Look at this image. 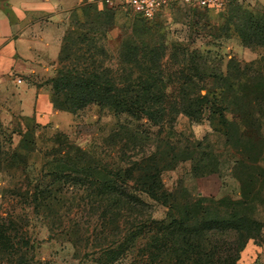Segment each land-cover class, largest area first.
<instances>
[{
  "label": "rangeland",
  "instance_id": "374dc122",
  "mask_svg": "<svg viewBox=\"0 0 264 264\" xmlns=\"http://www.w3.org/2000/svg\"><path fill=\"white\" fill-rule=\"evenodd\" d=\"M9 1L0 0V4ZM96 1L84 0L93 3L92 7L76 12L71 8L59 15L58 21L64 27L60 46L64 60H57L58 70L94 60L101 64L102 76L118 78L129 74L122 60H163L161 74L174 81L194 75V80L217 83L221 74L224 78L230 75L229 81L240 86L252 75V93L264 79V46L244 41L233 29V24L242 19L237 7L264 12V0H230L221 8L178 7L171 14L161 13L149 21L141 20L125 7L101 9ZM238 67L243 70L240 81L232 78L238 76ZM78 69L85 72L83 67ZM152 73L160 74L158 70ZM131 74L138 76L135 69ZM198 86V90L186 84L184 88L169 86L163 98L172 109L168 111L167 106L153 121L126 112L116 115L109 107L87 104L74 111L63 110L67 119L59 127L33 129L26 117L0 110V151L8 162L0 163V215L14 225L13 230L6 229L7 235H0V264H101L102 245L119 249L136 217L139 221L148 217L159 221L169 214V207L141 194L145 205L120 220L121 228L114 230L113 238L109 231L96 229L102 224L98 210L73 208V195L83 189L69 180L54 186L61 191L54 204L57 214H43L31 196L33 185L37 177L49 171L46 163L54 157L65 158L57 152L70 146L85 151L84 160H97L107 169L128 170L139 163L152 165L153 160L161 168L164 188L170 192L183 188L204 199H239L241 184L237 176L244 174L239 160L246 159L249 171L255 174L260 170L254 160L264 168V105L260 107L261 115L257 113L259 107L252 106L253 116L246 120V126L237 120L239 127L231 124L226 130L212 112L200 119H189L179 112L181 95L191 101L206 93L201 83ZM226 100L222 111L227 118L250 105L248 100L243 103L232 96ZM32 131L36 132L33 137ZM41 184H46V178ZM130 184L131 189L136 186ZM259 196H264V185ZM255 207L249 218L261 223V227L258 240H249L241 252L243 264H264V205L257 202ZM73 220L77 226L71 239L64 228ZM97 233L102 236L95 241ZM225 236L229 239L233 234L226 231V239ZM112 239L114 244L110 243ZM119 253L113 264H137L141 259L140 248L129 244L120 247Z\"/></svg>",
  "mask_w": 264,
  "mask_h": 264
},
{
  "label": "trees",
  "instance_id": "16d2710c",
  "mask_svg": "<svg viewBox=\"0 0 264 264\" xmlns=\"http://www.w3.org/2000/svg\"><path fill=\"white\" fill-rule=\"evenodd\" d=\"M83 1L81 0V3L72 10L76 12L92 7L93 3ZM96 2L97 7L101 9H111L101 4L99 0ZM237 10L242 14V19L233 24L235 33L242 36L244 41L264 46V12L247 11L239 7ZM98 13L102 14L99 11ZM99 17L100 15H97V18ZM138 17L143 21H149L139 15ZM61 52L58 60H64L61 58ZM122 61L128 65L129 74H122V77L118 78L102 76V72L99 71L101 64H95L94 60L87 65L83 63V66L73 64L74 66L65 71L56 69L55 75L50 80L53 107L60 111H74L87 104H96L109 107L116 115L126 112L153 121L168 107V111L172 109V106H169L170 102L163 98L169 86L184 88L186 84L192 90H198V85L201 83L206 90L204 95L191 101L185 95L180 97L179 112L189 119H200L206 112H212L228 130L231 124L239 127L240 123L238 124L237 120H241L242 126H246V120L252 119L254 104L259 107L257 111L260 112L256 111L257 113L261 115L263 111L260 108L264 105L263 77L251 93L249 81L253 78L252 75L247 78L244 85L240 86L229 81L230 75L224 78L221 74L217 83L205 79L194 80V75L193 78L174 81L161 74L163 60ZM79 67H83L85 72L80 71ZM134 69L138 73L137 77L131 74ZM154 70H158L160 74H153ZM236 73L237 77H231L240 81L243 70L238 67ZM212 90L215 91L214 97L211 96ZM228 96L243 103L248 100L250 105L246 104V107L237 111L235 116L227 118L222 109L227 103ZM27 119L33 123V129L44 128L33 122L31 118ZM35 133L32 131V135L27 134L33 137ZM225 135L228 136L227 132ZM258 135L261 139L262 136ZM83 153L85 154V151L77 146L58 151L57 154L65 158L54 157L51 162L46 163L50 169L36 178L31 196L43 214L49 216L57 214L54 204L58 201L57 197L61 191H56L57 188L54 186L69 180L73 186L83 189L73 195V208L82 206L98 210L97 217L102 224L100 223L96 229L100 228L103 230L102 233L109 231L108 234L113 238H116L114 230L121 228L120 220L145 205L140 197L141 194L169 207L170 212L165 219L156 221L148 217L147 220L139 221L135 216L136 222H132L128 228L127 237L120 247L123 249L129 244L140 248L141 259L137 264L139 262L140 264H243L240 262V255L245 245L251 239L258 240L257 234L261 223L249 218V213H255V203L260 202L264 205V196H259L264 185V168L258 166L257 160L253 162L260 170L256 174L249 171L251 166L246 165V159L242 158L238 162V165L244 169L243 176H237L241 184L239 199L233 200L229 197L204 199L201 196H192L183 188H179L176 193L167 191L160 178L161 168L159 169L158 164L153 160H151L152 165L139 163L136 168L128 170L107 169L97 160H84ZM4 156L5 154L0 151V163L6 161ZM169 161L173 162V159ZM45 178L46 184H41ZM130 182L136 185L133 189L130 188L132 185ZM2 218L0 215V235L5 236L6 229L10 227L13 230L14 225L5 222ZM75 224L76 221L64 228L71 239L74 235V227L77 226ZM226 231L233 234L231 239H228V236H225L226 239L223 237ZM102 233L95 234V241L100 240ZM116 241L118 243V240ZM72 243L78 247L74 240ZM110 243L114 244L113 239ZM102 247L101 264H113L120 254V247L119 249L117 246L109 248L107 245H102Z\"/></svg>",
  "mask_w": 264,
  "mask_h": 264
},
{
  "label": "crops",
  "instance_id": "0c3cea01",
  "mask_svg": "<svg viewBox=\"0 0 264 264\" xmlns=\"http://www.w3.org/2000/svg\"><path fill=\"white\" fill-rule=\"evenodd\" d=\"M80 3L11 0L0 4V110L31 118L41 127L56 128L67 119L66 112L53 107L50 80L64 32L58 17Z\"/></svg>",
  "mask_w": 264,
  "mask_h": 264
},
{
  "label": "built area",
  "instance_id": "2783aa9c",
  "mask_svg": "<svg viewBox=\"0 0 264 264\" xmlns=\"http://www.w3.org/2000/svg\"><path fill=\"white\" fill-rule=\"evenodd\" d=\"M230 0H99L111 8L125 7L146 20H152L159 14L178 7L221 8ZM21 82L20 78L16 80Z\"/></svg>",
  "mask_w": 264,
  "mask_h": 264
}]
</instances>
